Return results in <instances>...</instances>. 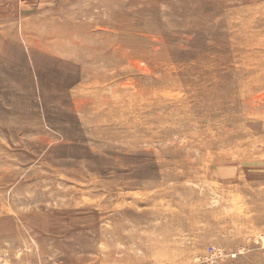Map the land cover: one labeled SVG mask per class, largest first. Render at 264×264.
Wrapping results in <instances>:
<instances>
[{
	"label": "rangeland",
	"instance_id": "1",
	"mask_svg": "<svg viewBox=\"0 0 264 264\" xmlns=\"http://www.w3.org/2000/svg\"><path fill=\"white\" fill-rule=\"evenodd\" d=\"M257 253L264 0H0V264Z\"/></svg>",
	"mask_w": 264,
	"mask_h": 264
},
{
	"label": "crops",
	"instance_id": "2",
	"mask_svg": "<svg viewBox=\"0 0 264 264\" xmlns=\"http://www.w3.org/2000/svg\"><path fill=\"white\" fill-rule=\"evenodd\" d=\"M239 264H264V255L257 253L249 259H242Z\"/></svg>",
	"mask_w": 264,
	"mask_h": 264
},
{
	"label": "built area",
	"instance_id": "3",
	"mask_svg": "<svg viewBox=\"0 0 264 264\" xmlns=\"http://www.w3.org/2000/svg\"><path fill=\"white\" fill-rule=\"evenodd\" d=\"M220 254L222 255V253H220ZM229 254L231 255V254H234V253H229Z\"/></svg>",
	"mask_w": 264,
	"mask_h": 264
}]
</instances>
